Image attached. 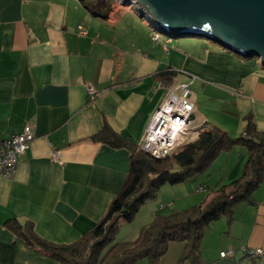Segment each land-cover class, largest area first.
I'll use <instances>...</instances> for the list:
<instances>
[{
    "label": "crops",
    "instance_id": "crops-1",
    "mask_svg": "<svg viewBox=\"0 0 264 264\" xmlns=\"http://www.w3.org/2000/svg\"><path fill=\"white\" fill-rule=\"evenodd\" d=\"M139 19L133 9L103 18L88 1L0 0V138L22 133L26 124L35 134L15 177L0 180V264H59L27 247L7 220L31 221L40 237L71 244L102 220L125 186L130 150L92 136L107 122L139 146L170 88L181 79L176 73L169 83L158 77L176 65L160 61V45L153 46ZM80 26L88 36H79ZM206 51L208 59L215 56L211 64L189 57L177 68L195 76L203 90L210 86L224 95L242 119L243 132L251 114L264 133L260 61L225 49ZM89 85L101 92L94 101L88 97ZM190 92L196 120L199 98ZM203 122L193 128L217 126ZM55 152H60L59 163L53 160ZM236 176L232 168L222 180ZM254 201L240 204L231 222L223 216L209 226L201 251L208 264H264V257L246 253L264 250V181ZM184 250V243H171L160 264H193L180 263ZM230 250L232 259L220 257Z\"/></svg>",
    "mask_w": 264,
    "mask_h": 264
},
{
    "label": "trees",
    "instance_id": "trees-1",
    "mask_svg": "<svg viewBox=\"0 0 264 264\" xmlns=\"http://www.w3.org/2000/svg\"><path fill=\"white\" fill-rule=\"evenodd\" d=\"M91 2V11L106 18L112 10L107 0H81ZM175 73L161 72L158 77L172 82ZM244 132L232 137L227 131L202 126L198 138L176 150L166 158L152 154L116 133L107 122L94 141L116 148L127 147L131 152L128 180L108 206L105 216L84 236L71 244H56L40 237L31 221L7 220L24 244L59 264H139L149 260L160 264L171 243H184L180 263L208 264L202 257V241L209 226L221 217L231 222L236 208L243 203L255 204L254 193L264 181V133L258 131L251 114L245 117ZM237 147L247 150L248 160L241 177L219 187L211 198L199 206L157 215L146 224L136 240L116 241L123 224L131 223L141 207L157 197L164 185H179L205 173L221 153Z\"/></svg>",
    "mask_w": 264,
    "mask_h": 264
},
{
    "label": "rangeland",
    "instance_id": "rangeland-1",
    "mask_svg": "<svg viewBox=\"0 0 264 264\" xmlns=\"http://www.w3.org/2000/svg\"><path fill=\"white\" fill-rule=\"evenodd\" d=\"M78 1L79 3L81 2V0ZM110 1L112 3V10L110 13L115 17L121 15L124 10L132 9L131 6H128V3L131 0H107L106 2ZM139 20H143V18ZM143 23L145 25V29L148 31L149 38L152 40L153 46H156V42L154 40V30L147 24L146 20H143ZM141 30L142 27L139 29V32L142 35L143 33H141ZM158 34L161 36V43H156L158 46L160 45L159 47H156L159 48L158 58L165 64H167L169 60L172 61V64L175 63L176 68L171 69V72L176 73L179 77H181L178 81L176 80L175 90L177 91L182 87H187L199 98L196 112L198 113V117L191 127H194L195 125L198 126L203 121H207L219 126L223 130L227 129L225 131L229 132L232 137H240L243 132L242 128L239 127L242 119L237 116V112L233 108L234 106L230 103V101H225L223 98L224 95L217 92V90L210 86H205V89L203 90L202 86L197 83L195 76H190L186 73V70L177 68L179 67V63H182L185 58H198V60L206 59L208 56V53H206L207 48L212 50L224 48L205 39H172L161 33ZM145 37L147 38V36ZM169 39H172L171 45H168L171 52H166L165 54L161 45L165 44ZM214 57V55H211L209 59L207 58L210 64L212 58ZM252 61L256 62L258 59L254 58ZM163 69H166V66ZM166 71L168 70L166 69ZM194 83L196 84L194 85ZM247 160V150L242 147H237L231 152L224 151L221 153L219 158L205 173L197 175L188 182L179 185H164L160 189L156 198L149 200L141 207L140 211L131 223H126L121 226L116 236V241L136 240L140 237L142 228L146 224L152 222L157 215L166 216L199 206L206 201L207 196L209 197L210 194L218 190L219 187L229 184L234 179L222 180V178L226 175V172L235 168L238 173V176L236 177H240L243 173ZM202 186L204 187V191H200ZM139 264H150V262L146 259Z\"/></svg>",
    "mask_w": 264,
    "mask_h": 264
},
{
    "label": "water",
    "instance_id": "water-1",
    "mask_svg": "<svg viewBox=\"0 0 264 264\" xmlns=\"http://www.w3.org/2000/svg\"><path fill=\"white\" fill-rule=\"evenodd\" d=\"M128 6L169 38L205 39L264 68V0H133Z\"/></svg>",
    "mask_w": 264,
    "mask_h": 264
},
{
    "label": "built area",
    "instance_id": "built-area-1",
    "mask_svg": "<svg viewBox=\"0 0 264 264\" xmlns=\"http://www.w3.org/2000/svg\"><path fill=\"white\" fill-rule=\"evenodd\" d=\"M158 33L154 30V40L156 43H161V36ZM78 34L86 37L89 32L80 26ZM169 43H172V39L163 44L167 53H169ZM87 92L90 101L96 100L101 95L94 85H89ZM194 111L190 90L182 87L176 91L175 86L171 87L164 104L155 114L143 141L139 144V149L152 154L157 159H162L196 140L200 130L191 127L194 123L191 120ZM34 138L31 124H26L20 134L12 135L8 139L0 138V180H12L15 177L20 158L30 149ZM53 160L61 162L60 152L54 153ZM246 253L253 257H264L263 249H249ZM234 256L233 250L223 251L220 254L222 259H232Z\"/></svg>",
    "mask_w": 264,
    "mask_h": 264
}]
</instances>
